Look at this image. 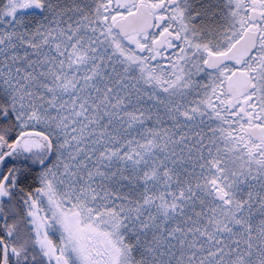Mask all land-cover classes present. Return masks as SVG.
Instances as JSON below:
<instances>
[{
  "label": "snow or ice",
  "instance_id": "1",
  "mask_svg": "<svg viewBox=\"0 0 264 264\" xmlns=\"http://www.w3.org/2000/svg\"><path fill=\"white\" fill-rule=\"evenodd\" d=\"M0 264H264V0H0Z\"/></svg>",
  "mask_w": 264,
  "mask_h": 264
}]
</instances>
